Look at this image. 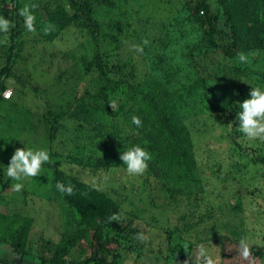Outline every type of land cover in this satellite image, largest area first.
I'll return each instance as SVG.
<instances>
[{
    "label": "trees",
    "instance_id": "16d2710c",
    "mask_svg": "<svg viewBox=\"0 0 264 264\" xmlns=\"http://www.w3.org/2000/svg\"><path fill=\"white\" fill-rule=\"evenodd\" d=\"M67 1L70 8H77L74 14L68 13L62 4L63 0H37L33 5L31 1L28 8L35 17L31 31L18 11L12 13L10 29L1 31L9 34L10 38L0 44L2 56L6 60V64L0 68V101H7L1 96L8 89L6 79L14 77V64L18 59L22 60V53L29 44L26 39L20 38L23 33L27 37L35 33L36 37L30 41L33 42L32 47L38 41H46L52 46L70 25L82 30L91 39L89 59L83 61L84 71L91 79V89L86 88L87 93L75 97L76 112L64 111L65 117L62 119H74L79 123V128L84 130L80 139L87 140L93 146V154L83 155L75 151L66 155L64 160L58 158V153L52 152L47 162L51 169L52 191L61 202L63 225L68 227L54 249L53 264H123L118 253L113 255V260L108 259L107 255L111 252H108L106 245L123 240L127 242L126 239L134 244L133 240L145 239L146 232L133 225L131 219H125L126 214L121 215L127 201H130L127 206L131 207L129 214L136 215L135 204L131 202L133 196L123 195L114 183L119 177L117 175L126 172V166L120 160L121 152L133 144L145 147L152 154L145 172L147 175L159 178L163 174L166 184L170 183L172 177L175 183H193V190L187 192V201L190 203L194 198L199 199L205 178L195 156V140L190 136L187 122L191 115L206 114L208 120L197 132L210 134L219 129L231 136L228 130L232 128L235 135L240 136L241 133L235 129L238 122L233 127L229 123L235 119L238 111L233 107L234 103L242 102L250 94L251 87L243 80L253 77L264 85V72L260 67L264 54V0H217L222 13L213 11L208 0L183 4L184 8L190 9L183 21L194 23L202 30L196 41L184 46L177 59L172 56L171 50L162 55L156 50L149 55L146 45L142 46V53L132 51L123 59L117 38L111 41L104 39V45L101 46V35L107 33L105 28L100 30L104 27L100 23H106L102 14L115 12L117 7L121 9V0ZM200 11H203V15L199 14ZM220 20H223V25H219ZM124 21L120 16L117 18L115 25L118 31L123 28ZM132 31V35L139 38L137 32ZM5 46L7 49L3 51ZM215 48L220 50L222 59L216 64L217 67L209 64L211 58L208 56ZM241 54L246 57L245 60L240 59ZM19 78L14 77L18 79V88L24 82ZM223 90L224 95L221 94ZM114 99L116 105L112 102ZM134 115L141 118L140 127L131 123ZM46 116L45 121L50 123L45 124V129L48 136L53 138L61 128V117L59 114ZM116 116L125 118V130L120 123L112 122ZM232 142L238 147L237 150L244 151L242 144L236 143L233 138ZM65 163L86 171L90 181L96 182V176L104 174L108 180L103 185L106 184L110 192L106 194L88 180L76 179L64 173L62 167ZM210 169L215 171V168ZM245 172L256 175L254 167L245 168ZM217 179L222 181L224 178L218 176ZM57 182L71 185L72 194L60 192L56 187ZM247 183L246 188L242 185L243 199L247 195H256L255 187L251 182ZM1 184L5 187V182ZM126 189V186H122L124 193ZM133 191L134 186L130 185L128 194H133ZM167 191L174 199L184 190L171 187ZM236 194L241 195V191L238 190ZM245 204L248 206V202ZM241 205L239 198L236 208L240 210ZM261 206L264 208V201L253 205L257 209ZM213 207L207 208L205 203L198 201L188 213L181 216L179 225L173 230L162 229L163 236L167 235L169 239L170 253L174 249L172 238L189 234L195 226L204 223V215L212 212ZM29 209H26V213ZM234 209L232 206L230 210ZM202 211L207 212L204 214ZM23 215H0V245H6L17 259L4 264H24L26 258L31 256L27 247L33 220ZM234 240L237 241V237ZM47 244L51 245L50 242ZM85 244L92 248V256L79 262L70 260L69 255L75 247L82 249L81 245ZM134 246L136 249L144 247V243L137 242ZM136 255L140 256L138 250ZM176 261L177 257L172 258L168 254L162 264H175Z\"/></svg>",
    "mask_w": 264,
    "mask_h": 264
},
{
    "label": "rangeland",
    "instance_id": "374dc122",
    "mask_svg": "<svg viewBox=\"0 0 264 264\" xmlns=\"http://www.w3.org/2000/svg\"><path fill=\"white\" fill-rule=\"evenodd\" d=\"M35 2L37 0H0V20L7 19L11 27L12 13L16 11L20 13L24 7H29L30 3L33 5ZM189 2L195 3L196 0H121V9L117 7L115 12L102 14L106 23L105 25L100 23L104 26L100 30L105 28L104 31L107 33L101 35V46L104 45V39L111 41L117 38L120 56L123 59L135 51L132 48L133 44L146 45L149 55L156 50L161 55L171 50L172 56L177 59L184 46L196 41L202 30L194 23L183 21L190 10L184 8L183 4ZM207 2L213 11L222 13L217 0ZM62 4L70 14L77 11V8H70L67 0H63ZM199 14L203 15V11ZM114 16L116 17L113 18ZM119 16L125 20L120 31L115 25ZM219 25H223V20H220ZM132 30L137 32L139 38L132 35ZM1 31L3 29H0ZM31 35L27 37L23 33L20 36L29 44L22 53V60L18 59L13 68L14 77L20 76L19 79L24 82L18 88V79L7 78L5 83L13 94L6 102L0 101V146H3L0 147V215L19 213L22 216L28 215L33 220L27 247L31 256L26 258L24 264L43 262L53 264L54 249L61 240L63 231L68 227L63 225L61 202L52 191L51 169L46 162L39 176L25 178L21 192L12 190V185L17 181L7 177L5 170L15 150L23 148L24 145L46 148L49 153H58V158L64 160L66 155L75 151L83 155L93 154V146L87 140L80 139L84 130L79 128V123L74 119H62L65 117L64 111L76 112L75 97L87 93L85 89L92 86L83 66V61L89 59L91 39L74 25L65 29L52 46L46 41L35 40L38 42H34L32 47L33 42L30 41L36 36L35 33ZM8 37L10 38L9 34L1 32L0 44ZM145 41L147 43H144ZM6 49L7 46L3 51ZM0 54L2 56L1 50ZM1 56L0 68L6 64L5 57ZM208 56L211 58L209 64L217 67L216 64L221 59L220 50L215 48ZM260 67L264 72V54L260 60ZM246 79L247 77L243 82L252 86H264L253 77ZM249 84L247 85L250 86ZM221 94L224 95V90ZM112 102L116 105V99ZM48 114L49 116L59 114L61 117V128L53 138L48 136L45 129V124L49 122L45 121ZM112 119V122L123 125V130L126 129L124 117L116 116ZM207 120L206 114L196 113L194 116L191 115L187 122L191 131L190 136L195 140V156L205 178V185L200 188L202 191L199 199L194 198L190 203L187 201V192L193 190V183L186 185L175 183L176 180L172 177L168 178L171 181L166 184L163 174L159 178L146 173L141 176H132L127 172L117 175L119 177L114 183L123 195L133 196L131 202L135 204L136 210V215L131 216L129 214L131 207L127 206L130 201H127L121 215L126 214L125 219H131L133 225L145 230L146 236L145 239H139L140 241L133 240L134 244L126 239L127 242L123 240L106 245L108 252H111V254L106 252L110 261L113 260V255L118 253L123 264H162L166 256L171 254L172 258L177 257L175 264H206L205 257L200 254L201 250H204L206 256L213 259L214 264H264V208L253 207L257 202L260 204L264 201V142H247L242 134L235 135L232 128L228 130L231 131V136L219 129L210 134L197 132ZM232 138L236 143L243 145L244 151L237 150L238 147L233 144ZM210 167L215 168V171ZM247 167H254L256 175L246 173ZM200 169L197 170L199 175ZM62 171L76 179L88 180L106 194L110 192V189L105 187L106 184L103 185L108 180L104 174L96 176L98 180L95 182L90 181L86 171L72 164L65 163ZM218 176L224 179L220 181L217 179ZM1 182H5V187ZM247 182H251L255 187L256 195L255 197L247 195V198L243 199L242 185L246 188V184H249ZM130 185L134 186L133 194H128ZM122 186L127 187L125 193ZM171 187H179L184 191L172 199L167 191V188ZM238 190L241 191V195L236 194ZM111 196L115 198L114 194ZM239 198L242 201L240 210L236 208ZM198 201L205 203L207 208L212 205L215 208L213 207L209 213L202 211L206 213L205 222L195 226L192 232L182 237H173L171 245L174 249L170 253L169 239L167 235L163 236L162 229L173 230L179 225L181 216L188 213ZM185 204L190 206L187 207ZM232 206L234 210H230ZM26 209H29L27 213ZM194 232H197V235H194ZM236 237L237 241L234 240ZM241 239H247L250 244V255L247 258L242 255ZM137 242H143L144 247L136 249L134 245ZM81 247L82 249L79 246L75 247L73 253L69 255L70 260L79 262L92 256V248L86 244ZM137 250L140 252L139 257L136 255ZM15 260L17 259L13 257L9 248L4 244L0 245V264Z\"/></svg>",
    "mask_w": 264,
    "mask_h": 264
},
{
    "label": "clouds",
    "instance_id": "9594fccd",
    "mask_svg": "<svg viewBox=\"0 0 264 264\" xmlns=\"http://www.w3.org/2000/svg\"><path fill=\"white\" fill-rule=\"evenodd\" d=\"M19 14L25 18L27 28L30 31L33 30L35 17L32 15L30 9L24 7ZM9 27L10 23L7 19L0 20V29L7 31ZM144 43H147V41ZM132 48L136 52H143V47L140 45L133 44ZM240 59L245 60L246 57L241 54ZM250 86L249 98L244 99L242 102L237 101L234 103L233 107L237 108L238 111L236 112L235 119L229 124L232 126L238 122L235 129L242 134L243 139L247 142H264V86ZM8 95H11V93L9 92ZM131 123L140 127L142 120L139 116L134 115L132 116ZM49 160L50 153L46 148H32L26 145L23 148H17L5 170L7 177L17 181L12 185V190L14 192H21L24 188L23 180L28 177L39 176L42 173V166ZM120 160L126 166V172L129 175L141 176L148 169L152 155L145 147L133 144L121 152ZM56 187L60 192L68 195H71L73 192L71 185H65L63 182H57ZM113 218L115 219V217ZM240 248L242 249V255L247 258L250 255L249 241L241 239ZM200 254L205 257L206 264H214L213 259L206 256L204 250H201Z\"/></svg>",
    "mask_w": 264,
    "mask_h": 264
},
{
    "label": "built area",
    "instance_id": "2783aa9c",
    "mask_svg": "<svg viewBox=\"0 0 264 264\" xmlns=\"http://www.w3.org/2000/svg\"><path fill=\"white\" fill-rule=\"evenodd\" d=\"M9 92H10L11 95H12L11 90H10V89H6L5 91H3V92L1 93V96H2L4 99H9V98L11 97V95H8Z\"/></svg>",
    "mask_w": 264,
    "mask_h": 264
}]
</instances>
